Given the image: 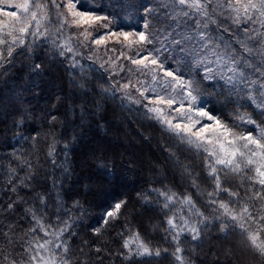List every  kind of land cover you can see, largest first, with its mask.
<instances>
[{
    "label": "trees",
    "instance_id": "obj_1",
    "mask_svg": "<svg viewBox=\"0 0 264 264\" xmlns=\"http://www.w3.org/2000/svg\"><path fill=\"white\" fill-rule=\"evenodd\" d=\"M130 1L148 30L155 15L163 18L161 2ZM146 7L154 11L146 13ZM181 18L180 29L172 28L169 35L177 38L174 49L185 41L194 44L200 27L195 16ZM12 50V55L2 50L0 59V264H10L13 257L17 264H29L35 242L47 235L57 243V259L64 255L70 264H181L176 255L185 264H264L247 235L264 227L248 218L264 216V199L252 198L253 190L264 195V188L247 179L253 173L214 165L158 122L129 109L106 77L83 75L57 48L38 44ZM209 91L207 110L230 129H264V111L222 87ZM210 166L228 191L216 188ZM169 195L175 197L171 202ZM184 197L195 207L183 203ZM122 201L117 215L108 217ZM220 202L228 205L227 213ZM245 203L248 214L241 211ZM33 214L42 217L49 234ZM231 215L238 219L232 221ZM170 217L176 229L169 228ZM241 223L247 231L238 227ZM180 226H195L199 238L184 231L173 239ZM130 237L150 254H137L142 249L130 246ZM24 249L29 251L22 256Z\"/></svg>",
    "mask_w": 264,
    "mask_h": 264
},
{
    "label": "rangeland",
    "instance_id": "obj_2",
    "mask_svg": "<svg viewBox=\"0 0 264 264\" xmlns=\"http://www.w3.org/2000/svg\"><path fill=\"white\" fill-rule=\"evenodd\" d=\"M160 3L162 11L160 15H155L151 22L153 26L151 29H145V20H140L138 13L130 0H72L75 4V10L94 13L95 15L107 17V28L100 27L99 24L91 29V36L87 41H84V36L81 35L83 28L70 27L71 18L69 17V24H65L62 28L59 24V18L56 16L57 9L52 3L47 4L50 19L42 20L39 25L34 21L29 23V31L21 34L15 29L20 27L19 24L13 25L14 18L5 15V13L16 12L18 16H23L21 9L17 8V4H21L24 0H0V39H4L6 43L0 44V59L1 51H7L9 47H30L46 45L57 48L60 52L64 51V55L68 57L73 67L82 71L83 75H90L94 73L97 77L104 76L107 79L111 91L129 109L137 110L147 119L154 120L162 125V127L171 133L175 138L187 144L181 139L183 134L177 135L174 131L169 130V126L162 122L163 118L172 119L173 124L176 122L193 123L200 121L193 128V131L199 129L204 124L212 125L208 131V138L216 141L220 130H213L215 128L214 121L208 120L207 117H199L197 113L200 110L206 111L209 115L218 119L211 114L206 108V101L209 98L210 88L220 87L224 88L228 94L234 96L236 99L250 102L259 110L264 111V24L259 21L255 23L245 24L242 20L240 24L233 23L235 13H230L227 8L223 7L224 0H212V7L216 9V13L212 14L216 23H209L207 28L204 27V17L199 16L194 11L188 9L186 6L174 4V0H151ZM58 3L67 4L68 0H57ZM31 4V0H29ZM175 9V11H173ZM31 8V11H35ZM60 12L67 13V9L61 7ZM181 11L189 12V15L195 16L200 21V27L196 32L194 44H188L187 41L177 49H174L177 38H170L172 28L177 27L179 19L183 17ZM195 13V15H194ZM30 16V13H29ZM162 18L163 21L160 20ZM179 18V19H178ZM185 18V16H184ZM86 27V26H85ZM185 27V25H184ZM247 27L249 31L245 33L244 28ZM109 31L117 33V36H109ZM145 31L150 35L152 44L137 45L134 41L137 39L135 35L129 36V41L133 43L129 45V41H125L120 33H137ZM204 31L207 33L205 41L200 39L199 33ZM11 32L12 35H7ZM39 32H44V36L38 35ZM17 36L23 39L24 43L19 41L12 42V37ZM103 36L105 44L96 45L92 41ZM164 38V41L162 39ZM82 41H84L82 43ZM181 40L177 42L180 43ZM207 43V46H206ZM72 49L71 52L67 48ZM183 49V51H182ZM158 50V58L162 61L167 70L174 71L175 75L185 81V85L191 84V87L176 85L171 77L164 75V72L159 68L155 72L151 71L153 66L149 68H139L137 65L131 63L132 59L139 58L141 55H147L149 51ZM213 52L216 55H213ZM228 52L225 56V61L235 58L236 64L233 65L239 69L238 72L233 73L227 71L228 65L218 59ZM123 53V55H121ZM153 55H157L154 51ZM198 61H200L198 63ZM210 68V73L205 69ZM103 74V75H102ZM153 75L156 79L153 80ZM205 76H210L205 79ZM228 77H232L231 81ZM221 82V84H219ZM123 85H129L125 88ZM195 89V91H193ZM147 90V91H144ZM144 91V95H141ZM191 91L193 96L197 99L191 102L190 98H186L188 92ZM161 97L173 98L175 103L169 108L166 104L157 105L154 103L156 95ZM138 101V102H137ZM183 105V112L192 117L191 121L184 120L182 116H178L175 109ZM153 107H160L164 110V116L158 117L156 113L150 112L148 109ZM191 109V111L189 110ZM219 120V119H218ZM222 122V121H221ZM223 125H226L222 122ZM117 123H114L116 126ZM227 126V125H226ZM230 129V127L227 126ZM262 129V128H261ZM260 128L253 136L258 137ZM237 136H247L250 133H241L231 129ZM114 129L111 131L113 136ZM232 137H223L221 139H231ZM242 141H237L236 147H241ZM189 145V144H188ZM197 150L203 152L211 163L214 165L215 160L219 157V146L215 143H203V146L197 148L195 145H190ZM253 149L255 146H251ZM205 149L214 150L217 156H210ZM250 154V153H249ZM259 162V157L255 158ZM238 162H242L241 158L237 157ZM225 167L223 165H220ZM254 167L252 170H243L241 172H251L254 175ZM226 168V167H225ZM51 235H47L42 240H37L36 243H44L45 240L50 241L49 251L39 250V257L31 264H40V257L45 260L49 259L52 254H56V241ZM137 246L139 242L130 237V246ZM35 246V245H34ZM34 249L33 256L36 255Z\"/></svg>",
    "mask_w": 264,
    "mask_h": 264
},
{
    "label": "snow or ice",
    "instance_id": "obj_3",
    "mask_svg": "<svg viewBox=\"0 0 264 264\" xmlns=\"http://www.w3.org/2000/svg\"><path fill=\"white\" fill-rule=\"evenodd\" d=\"M52 3L54 7L57 9L56 16L59 18V24L61 28L65 24H69V17L71 18L69 26L76 27V28H83V32L81 35L84 36V41H87L89 37L91 36L92 32L91 29L94 28V26L98 25L100 27L107 28L108 25L106 23H100L102 21H106L108 18L95 15L94 13H86L81 11L75 10V4L72 3V0H68L67 4H61L58 3L57 0H31V4L29 3V0H24L23 3L17 4L16 7L21 9V11L24 13L23 16H18L16 12L11 13H5L7 16H11L14 18L13 25L19 24L20 27L18 29H15V31H18L21 34H24L29 31V23L34 21L37 25L41 23L42 20H49L50 14L49 10L47 9V4ZM174 4L180 5V6H186L188 9L194 11L199 16L204 17V27L207 28V25L209 23H216V21L213 19V15L216 13V9L212 7V0H174ZM61 7H64L67 9V13L60 12L59 9ZM224 8H227L230 13H235V16L233 17V23L234 24H240L243 20L245 24L247 23H255L259 21L261 24H264V0H224L223 4ZM31 8H35V11H31ZM154 9L152 8H145L146 13H152ZM175 11V9H173ZM30 13V16H29ZM183 16L188 17L189 12L187 11H181ZM200 21H197V24H199ZM86 26V27H85ZM145 29L149 28L150 25L146 22L144 25ZM245 33L249 31L247 27L244 28ZM7 35H12L11 32L7 33ZM38 35L44 36V32H39ZM109 36H117V33L109 31ZM119 35H122L124 37L125 41H129V36L135 35L136 40L134 41L137 45H147L152 44V39L150 38V35L146 33L145 31H139L135 34L133 33H120ZM264 35V34H262ZM200 39L202 41H205L207 33L204 31H201L199 33ZM19 41V43L23 44L24 41L22 38L13 36L12 42L16 43ZM82 41V43L84 42ZM96 45H102L105 44V39L103 36H100L99 39H94L92 41ZM6 43L4 39H0V44ZM133 42L129 41V45H131ZM207 46V43H206ZM12 48H8V55H12ZM68 52H71L72 49L70 47L67 48ZM156 51L157 55H153V52ZM183 51V49H182ZM60 55H64V51L60 52ZM123 55V53H121ZM213 55H216L215 52H213ZM229 53H224L223 56H219L218 59L222 62H225L228 67L227 71L236 73L239 71L237 67H234L233 65L236 64L235 58H231L227 61H225L224 57L228 56ZM200 61H198L199 63ZM131 63L133 65H137L139 68H149V66H153L151 68V71L155 72L157 68H159L161 71L164 72V75L167 77H171L176 85H180L182 87L187 86L191 87V84L185 85V81L181 79L180 77L176 76L174 71L167 70L162 63V61L158 58V50H152L149 51L147 55H141L139 58L132 59ZM36 69H39L41 65L37 64ZM206 72L210 73L212 70L210 68L205 69ZM210 76H205V79H209ZM153 80L156 79V76L153 75ZM232 77H228V80L231 81ZM123 87L127 88L129 85H123ZM261 88H264V84H261ZM147 91V90H144ZM144 91H141V95H144ZM195 91V89H193ZM186 98H190L191 102H195L197 99L196 96L192 95V92L189 91ZM138 102V101H137ZM155 104H166L169 108L172 107V105L175 103V100L173 98H166L161 97L159 94L156 95ZM150 112H154L157 114L158 117L164 116V110L160 107H153L148 109ZM191 111V109H189ZM178 116H182L184 120L191 121L192 117L190 115H187L183 112V105H181L180 108L175 109ZM197 115L201 118L207 117L208 120L214 121L215 128L213 130H220L216 141H212L208 138V131L210 128H213L212 125L204 124L203 126L199 127L198 130L193 131V128L196 124H199L200 121H194L193 123H184V122H176L173 124L172 119L169 118H163L162 122L167 124L169 126V130L174 131L177 135H180L181 133L183 136H181V139L184 140L189 145H195L197 148H200L203 146V143L208 144H217L219 146V157L215 160V164L223 165L226 168H228L231 172L234 173H240L243 170H249L251 171V166L254 167V175L247 177L248 180L258 183L262 188H264V129L260 130L259 136H253L251 133L247 136H237L235 135L231 129L227 128L226 125H223L222 122L218 119H215L213 116L209 115L208 112L200 110ZM240 119H243L241 116ZM248 123H255L251 119L247 121ZM221 136L223 137H229L231 136V139H221ZM237 141H242L243 144L241 147H236ZM255 146L253 149L251 146ZM209 152L210 156H217V152L214 150L205 149ZM250 153V154H249ZM241 158L242 162L237 161V157ZM256 157H259V162L255 159ZM211 170L209 172V175L212 176L216 183V188L221 191H228V189H222L221 188V177L217 175V169L215 166H210ZM254 191L253 199L256 198H262L264 199V195H262L259 191ZM209 195H212V193H209ZM230 196H238V193L229 192ZM168 201H173L175 199L174 195H169L165 197ZM183 203L191 205L193 208L195 205L192 204L190 197H184ZM212 203H216L215 200L212 201ZM124 202L118 203L115 205V209L113 211H110L107 213L108 217H115L119 210L121 209ZM12 205H9V208H11ZM165 208H168L169 205L165 204ZM219 207L225 210V213L228 212V205L224 202H220ZM241 211L245 214L249 213V206L247 203H245L244 207L241 209ZM199 214V213H198ZM249 220H259L260 222H264V216L261 217H254L252 215H249ZM33 219L36 220V224L39 227L40 230L44 231L45 234H49L47 229L44 227V225L41 223V219H36L35 214H33ZM182 219V218H181ZM238 217L236 215H231V220L236 221ZM167 224L169 228L176 229L178 225L174 222L173 218H168ZM238 227H240L242 230L247 231L245 229V225L243 223L239 224ZM67 229H62L61 231H66ZM224 229L222 228L221 231ZM29 231H33V229H29ZM99 231V229H97ZM184 231H190L192 235V239L196 240L199 238L200 230H198L195 226H192L191 228H184L183 226L179 227V231L176 232V234L173 236V239L178 240L180 233ZM264 232V227L258 228L255 232L248 231V240L251 242L252 249L262 258H264V241L260 240V233ZM136 238L139 239L138 234H136ZM128 241L124 242V247H128ZM49 244L50 241L45 240L44 243H36L34 248L36 251L35 256H30L28 258L29 264L31 262H35L37 260V257H39V250H45L49 251ZM57 247H60L59 245ZM139 247L142 249L141 252H138L137 254H150L149 248L141 243ZM29 249H24L21 253L23 256L24 253L28 252ZM65 253L68 251L67 247L64 246ZM97 254L100 253V249H97ZM182 249L177 246L175 252L180 253ZM156 255H160V251L157 250ZM5 260H8L9 257H4ZM176 259L181 261V264H185L183 258L180 255H176ZM10 264H17L16 259L13 257L10 260ZM40 264H70L69 260L66 256L60 255L59 259H57L56 254H52L51 257L47 260H45L43 257H40Z\"/></svg>",
    "mask_w": 264,
    "mask_h": 264
}]
</instances>
